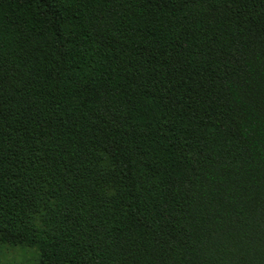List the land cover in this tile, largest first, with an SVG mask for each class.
<instances>
[{
    "label": "trees",
    "instance_id": "1",
    "mask_svg": "<svg viewBox=\"0 0 264 264\" xmlns=\"http://www.w3.org/2000/svg\"><path fill=\"white\" fill-rule=\"evenodd\" d=\"M0 246L264 264V0H0Z\"/></svg>",
    "mask_w": 264,
    "mask_h": 264
},
{
    "label": "rangeland",
    "instance_id": "2",
    "mask_svg": "<svg viewBox=\"0 0 264 264\" xmlns=\"http://www.w3.org/2000/svg\"><path fill=\"white\" fill-rule=\"evenodd\" d=\"M36 257L33 249L0 246V264H36Z\"/></svg>",
    "mask_w": 264,
    "mask_h": 264
}]
</instances>
